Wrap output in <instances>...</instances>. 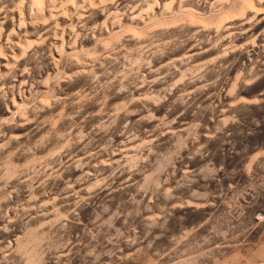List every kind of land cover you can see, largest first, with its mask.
I'll use <instances>...</instances> for the list:
<instances>
[{
  "label": "rangeland",
  "instance_id": "374dc122",
  "mask_svg": "<svg viewBox=\"0 0 264 264\" xmlns=\"http://www.w3.org/2000/svg\"><path fill=\"white\" fill-rule=\"evenodd\" d=\"M40 1L0 0V264H264V0Z\"/></svg>",
  "mask_w": 264,
  "mask_h": 264
},
{
  "label": "bare ground",
  "instance_id": "6f19581e",
  "mask_svg": "<svg viewBox=\"0 0 264 264\" xmlns=\"http://www.w3.org/2000/svg\"><path fill=\"white\" fill-rule=\"evenodd\" d=\"M29 1H31V2H30L31 6H30V5H29V6H30V7H33V8L35 7V5L38 6V7L41 6V4H40L39 2L42 3V1H40V0H29ZM50 1H51V0H50ZM75 1H76V0H75ZM38 3H39V5H38ZM63 5H64V4H63ZM48 6H50V5H48ZM52 7H53V6H52ZM33 8H31L32 11H30L29 13H31V12L34 11ZM36 8H37V7H36ZM43 8H44V7H43ZM37 9H38V8H37ZM39 9H40V8H39ZM29 10H30V8H29ZM47 10H48V9H47ZM49 10H50V11H53V10H51L50 8H49ZM37 11H38V10H37ZM38 13H39V12H38ZM32 15H33V14H32ZM49 15H50V14H49ZM30 18H31V17H30ZM31 20H32V19H31ZM12 42H13V41H12ZM107 48H108V47H107ZM20 52H21V51H20ZM23 53H24V52H23ZM5 254H6V253H5Z\"/></svg>",
  "mask_w": 264,
  "mask_h": 264
}]
</instances>
